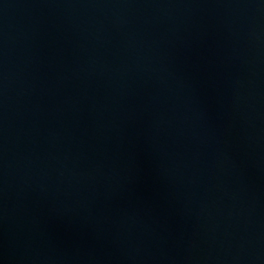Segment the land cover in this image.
Segmentation results:
<instances>
[{
  "label": "water",
  "instance_id": "1",
  "mask_svg": "<svg viewBox=\"0 0 264 264\" xmlns=\"http://www.w3.org/2000/svg\"><path fill=\"white\" fill-rule=\"evenodd\" d=\"M0 264H264V0H0Z\"/></svg>",
  "mask_w": 264,
  "mask_h": 264
}]
</instances>
